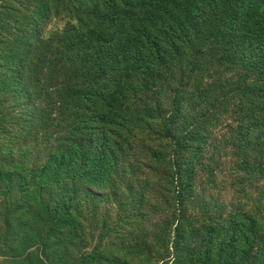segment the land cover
<instances>
[{
  "label": "trees",
  "instance_id": "trees-1",
  "mask_svg": "<svg viewBox=\"0 0 264 264\" xmlns=\"http://www.w3.org/2000/svg\"><path fill=\"white\" fill-rule=\"evenodd\" d=\"M59 3L40 13L77 27L46 41L34 28L32 49L18 50L7 81L14 103L29 106L34 156L45 155L31 166L19 159L0 176V185L13 186L18 205L28 209L17 228L5 226L2 242L7 233L15 237L16 259L43 246L53 260L71 256L80 241L81 176L104 190L139 153L151 173L164 168L177 203L187 207L197 197L200 125L213 96L206 81L223 77L217 67L243 72L235 94L255 105V162L264 166V0ZM260 191L250 219L236 213L216 227H187L179 213L172 234L156 243L158 262L264 264V186ZM95 262L83 257L76 264Z\"/></svg>",
  "mask_w": 264,
  "mask_h": 264
},
{
  "label": "rangeland",
  "instance_id": "rangeland-1",
  "mask_svg": "<svg viewBox=\"0 0 264 264\" xmlns=\"http://www.w3.org/2000/svg\"><path fill=\"white\" fill-rule=\"evenodd\" d=\"M59 1L0 0V176L12 172L19 159L23 166L45 159L44 154L34 156L32 150L27 101L14 103L7 81L18 50L23 49L25 54L32 49L34 28L46 41L77 27L72 20L54 16L46 19L40 13L41 8L59 5ZM33 57L34 52L29 62ZM216 72H223V77L221 81H206L213 96L206 110L208 116L200 125L203 134L198 144L197 197L187 207L177 203L170 180L164 178V168L157 166V173H151L146 169L145 156L139 153L135 160H127L128 166L120 169L116 177H111L114 186L108 184L104 190L90 184L87 176H81L77 217L80 241L71 256L53 260L48 249L44 256L43 246L38 252L36 248L31 250L36 253L29 258L25 255L16 259L15 237L7 233L8 243L2 242L5 226L17 228L24 222L19 213L28 209L18 205L13 186L0 185V264H76L83 257H94L95 264H161L156 258V243L172 234L179 213H183L182 221L187 227H216L236 213L254 217L259 209L258 194L264 186V176L263 182L258 177V172L264 174V166L260 168L255 162L260 153L254 145L259 129L256 108L252 100L247 103L235 94V83L243 75L240 69L226 65L224 71L217 67ZM217 94L223 96L219 98ZM164 151L163 146L158 150ZM32 211L40 214L37 208ZM249 228L254 231L251 225ZM152 241L154 245L150 244Z\"/></svg>",
  "mask_w": 264,
  "mask_h": 264
}]
</instances>
